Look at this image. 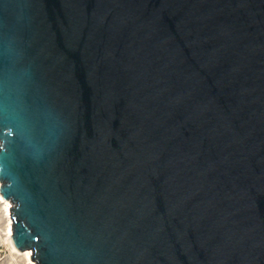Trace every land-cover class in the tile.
<instances>
[{"label":"water","instance_id":"water-1","mask_svg":"<svg viewBox=\"0 0 264 264\" xmlns=\"http://www.w3.org/2000/svg\"><path fill=\"white\" fill-rule=\"evenodd\" d=\"M0 180L37 264H264V0H0Z\"/></svg>","mask_w":264,"mask_h":264},{"label":"bare ground","instance_id":"bare-ground-1","mask_svg":"<svg viewBox=\"0 0 264 264\" xmlns=\"http://www.w3.org/2000/svg\"><path fill=\"white\" fill-rule=\"evenodd\" d=\"M0 186H1V180H0ZM0 206L3 209L4 212V218H5V232H4V238L9 243L11 252H13L15 255H18L23 264H37L35 260L31 259V255L33 251L31 249L26 250H19L17 249L14 240H13V216H12V206L13 201L9 198H5L3 193L0 190Z\"/></svg>","mask_w":264,"mask_h":264},{"label":"rangeland","instance_id":"rangeland-1","mask_svg":"<svg viewBox=\"0 0 264 264\" xmlns=\"http://www.w3.org/2000/svg\"><path fill=\"white\" fill-rule=\"evenodd\" d=\"M2 207L0 206V264H23L21 258L11 252L9 243L4 238L5 218Z\"/></svg>","mask_w":264,"mask_h":264}]
</instances>
